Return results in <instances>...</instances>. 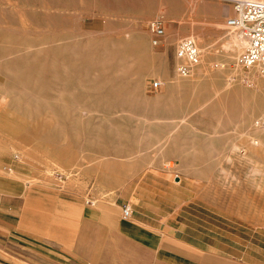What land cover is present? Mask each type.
<instances>
[{"label": "rangeland", "instance_id": "obj_1", "mask_svg": "<svg viewBox=\"0 0 264 264\" xmlns=\"http://www.w3.org/2000/svg\"><path fill=\"white\" fill-rule=\"evenodd\" d=\"M231 15V0H0L5 175L123 221V201L130 220L160 207L181 226L180 248L169 236L165 250L191 264H264V149L246 145H264V77L239 63L243 48L229 55ZM186 36L202 59L181 76ZM0 236V264H45L43 238ZM102 245L141 249L117 235Z\"/></svg>", "mask_w": 264, "mask_h": 264}, {"label": "crops", "instance_id": "obj_2", "mask_svg": "<svg viewBox=\"0 0 264 264\" xmlns=\"http://www.w3.org/2000/svg\"><path fill=\"white\" fill-rule=\"evenodd\" d=\"M9 161L0 152V235L27 234L35 241L43 238L45 264H112V259L127 260L123 264H191L190 252L165 250L169 236L180 248L181 226L178 221L166 224L158 219L160 207L155 212L138 210L133 220L123 221L94 203L43 195L35 186L10 180L4 172ZM6 213L16 222L6 220ZM116 235L141 249L129 253L102 250V244Z\"/></svg>", "mask_w": 264, "mask_h": 264}, {"label": "built area", "instance_id": "obj_3", "mask_svg": "<svg viewBox=\"0 0 264 264\" xmlns=\"http://www.w3.org/2000/svg\"><path fill=\"white\" fill-rule=\"evenodd\" d=\"M233 15L227 18V26L236 29L247 41L246 47L239 56V63L251 68L259 67L264 77V0H231ZM151 41L154 45L161 44L166 35L165 20L162 15L149 23ZM176 70L181 76H188L201 63L202 52L193 36L183 37L176 46ZM162 87L160 80L150 84L152 90ZM122 216L131 219L133 208L129 202L121 204Z\"/></svg>", "mask_w": 264, "mask_h": 264}, {"label": "bare ground", "instance_id": "obj_4", "mask_svg": "<svg viewBox=\"0 0 264 264\" xmlns=\"http://www.w3.org/2000/svg\"><path fill=\"white\" fill-rule=\"evenodd\" d=\"M235 34H237V35H232L231 41L228 43V46H227L229 48V52H230L229 55L232 58L236 57V55L238 53H240V51L242 50V48L244 50L245 47H246V44H247L246 39L244 37H242V35L240 34V32L237 31V32H235ZM256 71H259V67L257 65L253 66V68L251 67V72L248 73V74L250 76L251 75H255L256 74ZM246 145L248 146L249 150L252 153H259L258 152L259 149H264V145L263 144L259 143L258 141H256L253 138H250V137H249V140L246 142Z\"/></svg>", "mask_w": 264, "mask_h": 264}]
</instances>
